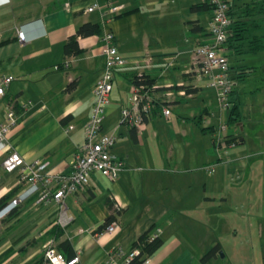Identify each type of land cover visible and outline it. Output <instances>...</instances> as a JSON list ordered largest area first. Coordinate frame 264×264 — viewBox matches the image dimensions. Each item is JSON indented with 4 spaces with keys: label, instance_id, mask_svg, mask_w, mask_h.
Here are the masks:
<instances>
[{
    "label": "crops",
    "instance_id": "1",
    "mask_svg": "<svg viewBox=\"0 0 264 264\" xmlns=\"http://www.w3.org/2000/svg\"><path fill=\"white\" fill-rule=\"evenodd\" d=\"M201 1L0 0V76H13L0 95V121L10 103L18 116L5 140L7 150L15 149L27 160L45 161L48 172L67 173L83 142L93 85L104 61L99 36L111 30L117 49L127 59L126 66L113 75L102 122V131L117 132L111 151L124 161L118 178L111 181L93 171L85 188L66 197L71 218L64 224L57 219L56 203L38 201L37 192L29 194L13 213L0 217L1 225L9 228L28 210H36L30 220L6 235L0 249L2 264H11L18 256L16 264H33L49 239L64 253L71 249L77 254V264H119L124 254L115 255L116 249L127 253L139 248L133 247V241L150 226L163 244L145 264H206L218 253L201 260L206 248L219 243L222 249L227 236L239 243L235 248L241 252L247 250L243 240L249 243V234L253 243L261 240L262 224L252 223L249 211L258 220L264 204L257 196L250 199L246 177L249 163L263 157L246 159L241 146L250 142L245 126L253 127V121L246 122L247 111L252 116L264 113V96L246 85L247 78L234 80L241 120L227 126L226 135L239 141L227 147V160L218 158L212 139L229 110L223 112L218 106L208 76L192 62L194 46L207 38L204 30L211 13L190 9ZM93 3L97 6L87 10ZM110 4L121 6L110 11ZM88 20L99 22L100 32L78 36L80 51L66 54L65 40ZM18 30L25 39H19ZM241 58L228 55L230 63ZM243 61L263 64L264 55L246 54ZM138 70L154 79L157 101L136 130L119 123V117L120 109L129 103L131 74ZM164 105L170 114L162 112ZM219 113L222 120L217 125ZM202 126H213L214 131H203ZM262 134L258 130L253 135L262 139ZM6 151L0 150V163ZM19 172L0 165V196L13 189L9 200L29 186L19 181ZM107 197L113 206H108ZM109 215L118 222L113 232L99 229ZM239 235L247 237L238 239Z\"/></svg>",
    "mask_w": 264,
    "mask_h": 264
},
{
    "label": "built area",
    "instance_id": "2",
    "mask_svg": "<svg viewBox=\"0 0 264 264\" xmlns=\"http://www.w3.org/2000/svg\"><path fill=\"white\" fill-rule=\"evenodd\" d=\"M211 5V15L206 25L207 38L197 43L192 51V62L200 73L206 74L210 85L217 96L219 104L225 108L229 107V92L234 81L228 73V46L227 37L232 21L229 13V2L227 0H207ZM97 6L96 3L86 7L92 10ZM121 5H109V10H117ZM19 39H25L24 32L18 30ZM101 51L104 61L102 71L93 85L92 108L85 125L84 139L73 154L71 169L67 173H51L46 171V162L42 160H27L15 149L7 150L6 137L10 129L17 122V114L13 104L8 105L6 118L0 121V150L6 151L0 165L5 170L19 168V181L26 182L29 186L22 192L11 197L1 207L3 212L0 217L5 216L20 201L33 192L38 193V201H53L57 206V219L64 224L71 218L66 212V197L80 189L85 188L90 181V174L99 171L109 180L114 181L118 178L124 167V161L111 151V147L117 138V132L102 131V122L105 116L106 107L109 103V92L112 88V79L116 71L126 66V57L117 49L114 43V34L111 30L105 31L99 36ZM149 64V61L145 65ZM144 71H137L138 82L132 83L129 103L120 109L119 123H124L130 127L140 129L146 118L149 117L156 99L153 96L152 85L143 81ZM13 78L12 75L0 76V95L4 93L7 84ZM162 112L170 114V108L163 106ZM71 126V125H69ZM226 124L221 122L213 136L212 142L217 149L226 150L228 146L234 144L227 141ZM216 133V132H215ZM211 171V164L207 165ZM118 226L116 219L111 220L103 229L113 232ZM158 235L155 230L152 236ZM115 255L124 254L119 264H131V260L140 253L139 248H132L127 253L119 247ZM149 256L145 257L141 263L145 264ZM79 256H65L59 251L51 239L44 244L41 264H77Z\"/></svg>",
    "mask_w": 264,
    "mask_h": 264
},
{
    "label": "trees",
    "instance_id": "3",
    "mask_svg": "<svg viewBox=\"0 0 264 264\" xmlns=\"http://www.w3.org/2000/svg\"><path fill=\"white\" fill-rule=\"evenodd\" d=\"M229 2L228 13L232 19L230 23V30L227 37V46H228V55L230 52L236 56H242L241 61L230 63L228 60V73L230 78L234 81L235 79L243 80L245 78L250 79L251 77H259L264 79V63H256L254 61H243V58L246 54L257 55L260 58V53L264 55V0H240L239 2H234L233 0H227ZM191 10H210L211 5L207 0H202L201 2L192 3L190 5ZM211 15V13H210ZM204 29V28H203ZM205 34L207 29L205 27ZM100 32V23L94 21H84L80 23L76 31L69 35L64 42V52L66 54H75L80 51L78 45V36H86L94 33ZM203 41V40H202ZM245 54V55H244ZM261 72V73H260ZM137 71H134L131 74L132 83L138 82L137 80ZM143 81L149 85L154 83V79L144 72L142 74ZM235 84V83H234ZM234 84L231 91L229 92V107H228V116L225 120L226 126L236 125V123L241 120V113L239 108L238 100L233 96ZM261 88L254 86V89ZM153 91V87H152ZM157 101V100H156ZM154 111V110H153ZM147 119V118H146ZM135 128V127H132ZM211 129L214 131V127H205L202 126L201 130L205 131ZM137 130V129H136ZM227 141H233L237 143L238 137L228 138ZM13 190V189H12ZM0 196V206L7 202L9 196L13 191ZM108 206H113L114 202L110 197H107ZM16 209V206L10 210V214L13 213ZM115 219L114 215H109L104 223L99 227L103 228L111 220ZM57 234L60 233V230L54 228ZM155 232L154 226H150L147 230L139 234L136 239L133 241V247H139L140 253L136 255L132 260L131 264H139L141 261L153 254L158 248L163 244V239L159 235L152 236ZM67 244V242H62ZM220 248L219 243L210 246L206 252L202 255L201 260H207L210 257L214 256ZM58 249V248H57ZM62 253V250L58 249ZM67 252V251H66ZM74 253L72 250H69V253H64L65 256L69 257ZM41 258L37 259L33 264H41Z\"/></svg>",
    "mask_w": 264,
    "mask_h": 264
},
{
    "label": "rangeland",
    "instance_id": "4",
    "mask_svg": "<svg viewBox=\"0 0 264 264\" xmlns=\"http://www.w3.org/2000/svg\"><path fill=\"white\" fill-rule=\"evenodd\" d=\"M246 85L252 86V87L253 86L258 87L260 85L261 88L259 87L257 89L258 90L257 92H259L258 94H261L264 96V79H260L259 77H255V78L251 77L250 79L247 80ZM216 102L218 103V106L220 107L219 101L216 100ZM262 105L264 106V101ZM227 110H228L227 107L223 108V112H226ZM251 113L248 114V111H247V118H246L247 121L246 122L253 121V127H250V125L245 126L246 137L248 141L250 142L248 144H245L246 146H241V145L239 146H241V148L243 149L245 153L244 155H246V159H250L255 156L259 158L263 157V159L259 160L258 163H251V162L249 163L248 171L250 172V175L246 177L247 178L246 184L248 185V188H249L250 199L253 200V198L255 199L257 196L259 201L264 204V113H262L261 115H254L255 117L250 115ZM219 115L220 113L218 114V117ZM221 120H222L221 117H219L218 121H216L217 125L218 123H220ZM258 130H262L263 132V134L261 135L262 139H260V137H256L253 135L255 131H258ZM215 134H218V131H216ZM216 154L218 158L222 160H227L228 156L230 155V152L229 150L224 151L222 149H217ZM223 162L226 163L225 161ZM35 211L36 210H32V211L28 210L27 214L22 216V219L20 222L16 223V221H14L15 223L14 226L9 227V228H6V226H4V223H2L1 225L2 219H0V249L4 247V245H1V244L6 239V235L9 236L11 233L15 232L20 227L23 220L24 221L30 220L32 218V215L35 213ZM252 212L253 211H249V216H252V223L257 225V222H259L262 224V227H263V237L261 238V240L255 241L253 243L250 238L251 234H249L248 236V238L250 239L249 243H246L243 240V247L244 249H247V250L241 252L240 249L235 248V244L237 243L239 245V243L238 242L235 243V241L234 242L231 241L232 240L231 236H227L224 238V241H222L223 248L219 250V251H222L223 256H221L218 251L217 255L214 256L206 264H264V210L262 211V215L259 216L258 220H256V217H253ZM39 231L40 230H38V232L35 231L33 234H38ZM245 237L247 236L239 235L238 239H242ZM2 238L3 240H1ZM22 244L23 243L20 242L18 246L20 247V245ZM209 247H207L206 250ZM43 248H44V245L42 246V251H43ZM206 250L204 251V253L206 252ZM225 250L227 251L228 254L224 256ZM23 253H24V250L21 253V255ZM20 258H21L20 256L15 257V259L13 260L11 264H16L17 262H19ZM0 264H2L1 261H0ZM5 264H8V263H5Z\"/></svg>",
    "mask_w": 264,
    "mask_h": 264
},
{
    "label": "water",
    "instance_id": "5",
    "mask_svg": "<svg viewBox=\"0 0 264 264\" xmlns=\"http://www.w3.org/2000/svg\"><path fill=\"white\" fill-rule=\"evenodd\" d=\"M219 253H220V255H221V256H223V253H222V251H219Z\"/></svg>",
    "mask_w": 264,
    "mask_h": 264
}]
</instances>
